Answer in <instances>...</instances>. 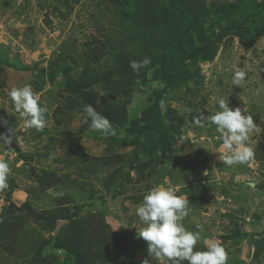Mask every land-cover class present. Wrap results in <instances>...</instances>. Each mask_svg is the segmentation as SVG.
<instances>
[{"label": "rangeland", "instance_id": "1", "mask_svg": "<svg viewBox=\"0 0 264 264\" xmlns=\"http://www.w3.org/2000/svg\"><path fill=\"white\" fill-rule=\"evenodd\" d=\"M131 27L135 25L124 14L116 13L109 0H0V47L4 49L0 53L8 58L7 62H0V83H3L0 134L10 135L9 129L19 128L22 123L16 119L6 95L12 87L31 85L40 103L48 108L47 124L41 132L18 130L17 139L13 137L10 144L0 146V160L6 161L11 169L7 187L0 190V219L20 228L0 247V264H104L105 259H108L106 264H141L145 258L149 264H157L147 252V242L138 235L141 225L134 210L146 190L161 184L170 187L171 183L180 185L177 195L185 193L190 197L193 193L202 202L194 205L189 199V214L183 224L194 232L198 226L203 228L202 240L194 250L205 247L203 238L214 232L217 235L218 228L215 218L205 221L211 216L202 214L203 209L206 211L203 199L209 189L218 190L222 186L217 184L216 177L211 181L214 177L210 170L207 174L202 171L207 165L205 153L198 157L192 155L190 164L182 161L184 164L177 163L176 167L173 158L180 152L186 153L188 148L194 154L196 147H192L189 138L185 141L189 143L188 148L186 144H182L184 147L178 144L189 133L200 137L206 131L216 136L215 126L205 123L203 128L198 127L192 116L200 113L207 116L217 111L214 98L218 97L228 100L230 108H241L245 115H252L262 131L251 137L255 150L251 166L220 165L215 175L222 179L219 171L225 172L221 166H226L230 172L233 169L262 176L259 180L250 179L259 191H251L250 185H243L242 189L252 198L249 202L252 207L260 212L264 208V36L246 50L237 37L228 35L221 41L213 60L197 63L198 82L191 80L173 90L163 109L176 110L186 120L176 134L177 146L166 154H155L142 165L137 159L141 141L131 132L151 96L163 89V82L151 80L144 90L127 94L105 89L102 83L89 86L100 105L93 107L109 119L116 132L104 135L80 122L85 100L80 97L75 82L72 91L64 83L69 76L50 78L52 65H58L60 70L63 66L70 67L71 77L84 72L108 71L116 59L113 41L125 32L131 35ZM87 43L106 47L101 59L87 68L89 71L84 65L85 53L89 50ZM73 61L80 66L75 67ZM22 64L27 70H18L17 66ZM236 65L248 73L240 87L232 84ZM190 70L193 72L194 68ZM44 86L46 91L40 94L39 88ZM44 171L55 178L53 186L47 189L39 183ZM205 178L211 181L208 189L207 183H201ZM17 189L26 193L23 203L28 206L9 213L8 204ZM23 203L15 205L19 207ZM223 237H226L222 239L224 243L231 239L227 242L229 247L223 244L228 253L227 264H249L232 256L233 252L241 251L239 242H235L242 238L241 234ZM115 243L122 247L120 252L113 248ZM45 244L48 253L46 249L42 251ZM66 245L71 248L69 253ZM78 255L81 256L78 258Z\"/></svg>", "mask_w": 264, "mask_h": 264}, {"label": "trees", "instance_id": "2", "mask_svg": "<svg viewBox=\"0 0 264 264\" xmlns=\"http://www.w3.org/2000/svg\"><path fill=\"white\" fill-rule=\"evenodd\" d=\"M109 1L114 5L116 13L124 14L135 25L131 27V35L125 32L113 41V49L117 48L114 64L106 72L102 73L100 70L89 72L90 74L84 72L77 77L75 74L74 77L70 76L71 70L68 66H63L60 70L58 65H52L50 78L53 80L64 77L63 74L69 76L64 81L66 89L74 91L73 82H75L85 104L97 107L100 105L88 89L93 84L102 83L105 89H112L118 94H127L130 91L144 90L145 85L151 80L163 82V89L151 96L149 105L142 112L141 118L135 119L134 130L131 132L141 141L137 159L145 165L155 154H166L177 146V133H180L181 126L186 121L176 110L170 108L163 111L160 102L168 101L173 90L186 86L189 81L198 82L200 74L197 63L213 60L221 41L226 36L237 37L246 50L252 48L256 41L264 36V1L232 0L224 3L209 0ZM86 45L89 47L85 53L86 61H84L87 69L92 68L93 62L101 59L106 47L91 46L90 43ZM3 51L4 49L1 48L0 52L3 53ZM145 57L150 59V63L142 67L138 73L134 72L129 62L140 61ZM7 61L8 58L0 53V62ZM63 61L66 62L65 59ZM72 64L75 67L80 66L77 62L78 66H76L74 61ZM11 66L15 67L14 63ZM17 68L27 70L23 64L18 65ZM190 68H194V71L191 72ZM1 85H3L2 82L0 87ZM197 117L199 115L193 114L192 120ZM198 152L201 153L204 150L200 149ZM198 152H195L193 156H200ZM143 157L146 159H142ZM53 178L52 173L44 171L39 177L41 187L47 189L53 186ZM190 201H193L194 205H199L201 202L193 193ZM27 206L23 203L18 207L10 200L8 212L12 213L16 209L20 210ZM19 229L9 221L0 219V247L4 245V242H8L7 239L12 236V233L16 235ZM133 237L136 238L138 235ZM255 246L254 258H258L264 252V240L256 239ZM44 247L42 251L46 249L48 253V245L45 244ZM65 248L68 253L71 251L70 246L66 245ZM113 248L118 249L119 252L122 250L118 243H115ZM203 248L200 246L199 250ZM80 256L78 255V258ZM78 258L77 261H81ZM107 260L105 259L102 263L106 264Z\"/></svg>", "mask_w": 264, "mask_h": 264}, {"label": "clouds", "instance_id": "3", "mask_svg": "<svg viewBox=\"0 0 264 264\" xmlns=\"http://www.w3.org/2000/svg\"><path fill=\"white\" fill-rule=\"evenodd\" d=\"M150 59L132 60L131 69L138 73L142 67L147 66ZM245 68L236 65L232 71V84L240 87L246 80ZM11 103L13 113L22 123L19 128L9 129V134H0V146L10 144L13 137H17L18 130L35 129L41 132L47 124L46 114L48 108L40 103V97L33 92L31 85L12 87L6 92ZM218 110L204 116L200 113L194 124L203 128L205 123L215 126L222 141L213 152L219 153V159L227 166L249 165L255 159V150L251 143L253 133H260L261 127L254 123L252 115H245L241 108L232 109L229 101L223 97L214 98ZM165 108V102H160ZM82 124H88L91 130L100 131L104 135H115V129L109 119L98 112L91 104L83 105L80 116ZM17 139V138H16ZM188 141L184 136L178 142ZM10 166L0 160V190L7 187ZM135 216L141 227L138 229L139 237L147 242L148 254L157 261V264H227L228 253L221 242L216 239L203 238L204 249L194 250L201 242L203 228L198 231L187 229L183 221L189 214V200L177 195L174 187H165L163 184L154 186L145 191L142 201L135 207ZM141 264H149L145 258Z\"/></svg>", "mask_w": 264, "mask_h": 264}, {"label": "crops", "instance_id": "4", "mask_svg": "<svg viewBox=\"0 0 264 264\" xmlns=\"http://www.w3.org/2000/svg\"><path fill=\"white\" fill-rule=\"evenodd\" d=\"M44 91H46L45 86L43 88H39L40 94H43ZM207 126L209 125L207 124ZM219 135L220 134L217 133L215 137H212L209 133L204 131L200 137H193V134L191 133H189L188 136L192 147H196L193 153L198 152L201 149L204 150V152L198 153L206 154L204 159H206L207 165L202 167V171L204 170V173L207 174L210 170L212 176L214 177V179H211V181L215 180L216 177V180L218 181L217 184L222 186V188L218 190L209 189L205 195L203 208H206V211L204 212L203 209L202 214L211 216V218L205 219V221H212L214 220L213 218H215L216 221L214 222L218 228L217 235H214V232L211 235H208L206 238L216 239L225 246L229 247L227 242L229 243L231 239L224 243L222 239L226 237L223 236L230 234L236 236V233L239 232L242 238L236 240L235 242H239L241 251L233 252L232 256H235V258L240 260H246L244 263L250 262L249 264H264V252H262L258 258H254L256 253V239L264 237V208L260 212L257 211L255 207H252L251 203H249L252 201V198L247 197L245 194L246 191L242 189L243 185H250L249 189H251V191L252 189L259 191V189L254 186L255 182L251 180L262 179V176L258 177L256 172L254 174H249L247 172L240 173L233 169L230 172V169H228L226 166H221L225 172L219 171L222 179L219 178L218 175H215V173H218L217 167H220V165H226L219 159V153L213 152L214 148L219 147L220 143H222V141L218 139ZM197 139H199V141H197ZM182 144L188 145L189 143L184 141L180 145ZM182 146L184 147V145ZM188 147L189 145L187 148ZM192 155L194 154H192V151L189 148L187 149L186 153L180 152L177 157L175 156L173 158L174 167H176L177 163L183 165L184 163L182 161H185V163L189 162L190 164ZM256 163H259V161H256ZM196 169L201 171L198 167ZM211 181L209 178H205L204 180H201V183H207L206 187L208 189L210 187L208 182ZM178 186L180 185L175 183L170 184V187H174L176 190L178 189ZM180 196H184L188 200L190 199V197L185 193H181ZM12 198L16 204H21L26 199V193L22 189H17L13 192ZM248 205H250V207ZM199 211L201 212L202 210L200 209ZM209 233H211L210 230Z\"/></svg>", "mask_w": 264, "mask_h": 264}]
</instances>
